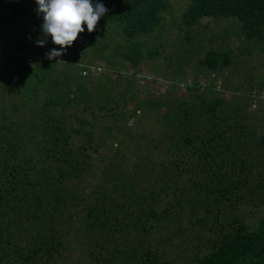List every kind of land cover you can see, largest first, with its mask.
<instances>
[{
  "label": "trees",
  "instance_id": "16d2710c",
  "mask_svg": "<svg viewBox=\"0 0 264 264\" xmlns=\"http://www.w3.org/2000/svg\"><path fill=\"white\" fill-rule=\"evenodd\" d=\"M97 2L103 3L108 12L100 18L96 29L89 33L85 25L84 32L64 50V55L49 60L45 53L51 49H60L52 43L50 36L43 47L37 46L36 41L42 36V24L36 27V19L42 18V14L37 13L35 0H0V28H13L12 31L0 33V44L7 43L9 53L4 66L0 68V90L6 91L10 96L14 89L10 85L11 79L14 78L17 85L14 95L0 108V251L3 243H9V234L13 235V230H17V219L21 223L22 232L32 235V239H28L26 246L14 244L15 248L23 251L31 247L30 260L38 257L36 253L42 246L47 262L50 254L55 252V246L62 244L63 235L55 233L54 225L63 222L70 224L78 208L82 211L86 209L88 202L94 201L90 210L93 220L86 215L78 220L81 227L86 218L84 226L91 231L94 225L92 233H97L99 237V244H89L87 253L90 264H131L135 258L139 259L135 264H174L160 259V252L152 249L151 240L152 232L166 221L167 240L173 236L169 223L170 210L164 209L160 214L155 212L160 204L161 193L168 186L162 191L150 190L146 193L137 190L134 185L125 186L126 172L123 168L126 170V164L122 165V162L126 160V155L121 152L113 156L111 163L104 165L99 172L102 178L98 179L99 184L93 192L83 197V181L92 174L94 155H98L97 143L101 140L91 121L86 123L75 112L65 114V109L75 107L85 97L81 85L76 82L81 79H71L70 76L73 69L76 72L83 71L81 63H85L87 51L95 55L96 59L109 64L111 56H100L107 45L97 49L94 47L107 38L110 28H115L118 36L126 43L119 54L120 59L133 67L139 66L142 59L153 58L157 50L152 48L143 56L142 45L136 39L159 31L165 15L173 16L171 5L168 0H93V3ZM206 18L233 20L238 26V35L243 40L264 43V0H189L179 15L178 29L185 31L188 41L199 22ZM13 30L16 31L15 34ZM16 45L23 49L17 54ZM24 55H31L32 61L26 63ZM57 60L65 63V71L60 70L59 75L55 74V65L60 63ZM198 65L209 72H216L230 65V54L226 50L210 49L198 61ZM69 79L72 85L69 84ZM48 87L53 90L55 97H47L39 103L37 93L47 91ZM263 87L260 85V89ZM210 94L215 97L196 100L201 106V111L196 116L199 118L204 115L206 122L217 126L215 134L208 136L202 145L210 150L213 148L211 143L219 137L217 148L224 151L230 147V143L233 146L239 145V141L238 138L234 141L227 139L226 130L217 123L216 112L221 106L220 93L212 90ZM106 102L111 105L103 107V110L114 117L113 103L108 100ZM80 111L82 114L89 113L91 120L93 119L86 107L81 106ZM190 118L192 119L188 113L181 111V116L171 118L168 122L173 130L168 134L169 138L171 135L175 136L181 142V147L192 143L188 138L192 122ZM112 130L119 132V142L126 143V139L121 138L123 131L120 126L107 127V133ZM239 137L244 138V135L240 132ZM260 141L264 146V139ZM107 149L109 150L105 146V150ZM165 151L170 157L167 162L168 172H174L171 167L177 169V166L174 158H171V145ZM195 152L203 160L210 158L206 150L196 149ZM164 155L163 153V157ZM256 165L264 169V156L255 147L245 160L238 159L236 170L224 182L214 181L206 186L211 195L209 200L216 205L215 210L224 203L233 208V203L228 201L229 194L236 201L243 200V196L238 194L243 186L251 198L259 196V205L263 202L264 182L261 181L264 176L256 170L259 167ZM109 176H113V181L107 180ZM116 188L119 193L115 192ZM27 212H31L32 221ZM218 213L213 217L215 224H212L217 236L207 242L200 257L184 261L183 264H264V218L258 220L256 227L251 230L235 216L228 219L226 214L223 217L227 221L219 223L215 218L219 216ZM172 216L174 219L179 218L177 214ZM25 218L27 222L23 221ZM1 221L4 222L3 226ZM37 221L38 227H33L34 234H31L29 227ZM198 223L202 225L204 221L198 220ZM107 224L111 227L108 228ZM130 229L138 234L134 235L140 245L138 255L136 248L128 249L124 245L120 248L116 243L120 236L115 233L120 232L126 238ZM110 248L111 254L119 257L120 261L112 255L100 257L99 252L105 250L106 253ZM95 249L99 252L94 253ZM28 259L25 264H28Z\"/></svg>",
  "mask_w": 264,
  "mask_h": 264
},
{
  "label": "rangeland",
  "instance_id": "374dc122",
  "mask_svg": "<svg viewBox=\"0 0 264 264\" xmlns=\"http://www.w3.org/2000/svg\"><path fill=\"white\" fill-rule=\"evenodd\" d=\"M168 1L173 16L165 15L159 31L136 39V42L142 45L143 56L152 48L157 50V54L149 60L142 59L137 67L129 65L119 57L126 43L118 36L115 28H110L107 38L94 47L97 49L107 45V48L102 49L103 54L100 56H111L109 64L96 59L95 55L87 51L85 63L81 65L96 70L83 76L80 70L76 72V69H73L70 78L81 79L76 82L81 85L85 97L77 102L75 107L65 109V114L75 112L86 123L91 121L101 140L97 143L98 155H94L92 174L83 181L81 190L83 197L93 192L99 184L98 179H102L99 172L104 165L111 163L113 156L122 152L126 155V160L122 162V165L126 164V170L123 168L126 172L125 186L134 185L137 190L144 193L150 190L162 191L168 186L164 193H161L160 204L155 212L160 214L164 209L170 210L169 223L173 236L167 240L168 221L159 224L157 230L152 232V249L160 252L161 260L183 264L184 261L200 257L207 242L217 236L212 226L215 224L213 217L217 212L219 216L215 218L219 223L227 221V218L223 217V214H226L228 219L235 216L251 230L256 227L258 220L264 218V197L259 205L257 200L259 196L251 198L244 191L246 187L240 188L238 193L243 196V200L236 201L234 196L229 194L228 201L233 203V208L224 203L218 210H215L216 205L209 200L211 195L206 187L214 181L224 182V179L236 170L238 159L245 160L255 147L260 155L264 156V146L260 141L264 139V87L260 89V85L264 86V43L243 40L238 35V26L233 20L210 18L202 19L187 41L185 31L178 29L177 24L179 15L189 0ZM42 22V18L36 19L38 23L36 27ZM12 29L10 26L0 28V33L4 34ZM15 33L13 30V34ZM210 49L228 51L230 65L216 72L201 68L198 61ZM22 50V47L15 46L16 54ZM8 54L7 43L0 44V68L4 66ZM24 57L26 63L33 58L31 55ZM63 66L65 63H56L55 74L60 70L65 71ZM10 85L14 88L10 96L6 91L0 90V108L15 93L17 85L14 78L11 79ZM0 86L2 87V84ZM46 90L37 93L39 103L47 97H55L50 87ZM212 90L220 93L221 106L216 112L217 123L226 130L227 139L234 141L238 138L239 141V145L233 146V143H230V147L224 151L217 148V144L220 143L219 137L211 143L213 148L210 150L202 145L208 136L215 134L217 126L213 124L211 126L210 122H206L204 115L199 118L196 116V113L201 111L200 104L196 102L197 98L210 100L215 97L210 94ZM106 100L114 105V117L103 110V107L111 105L107 104ZM81 106L91 112L92 120L89 113L82 114ZM181 111L192 117L188 133L192 143L186 147H181V142L175 136L171 135V138L168 136L173 132L168 122L171 118L181 116ZM114 125L122 128L121 138H125L126 143L117 140L119 132L116 130L107 133V127ZM240 132L244 138L239 137ZM169 145L173 149L171 158H174L177 166V169L171 167L174 172H168L167 168L170 157L167 156L165 149ZM105 146L109 150H105ZM196 149L206 150L210 158L206 160L199 158ZM256 170L264 176V169L259 166ZM107 180L113 181V176L107 177ZM261 182H264V179ZM115 192L119 193L118 188ZM93 202H88L86 209L82 211L78 208L70 224L63 222L54 225L55 233L63 235L62 244L55 246L56 250L50 254L47 262L42 246L36 253L38 257L30 260L28 258L31 256V247L23 251L15 248L14 244L26 246L32 236L22 232L21 223L16 219L17 230H13V235L9 234V243L2 244L1 264H25L27 259L28 264H90L87 253L90 249L89 244H99V237L97 233L96 235L92 233L94 225L91 231L84 226L86 218L83 222L80 221L81 227L78 220L85 215L93 220V213L90 212ZM172 214H177L179 218L174 219ZM27 216L30 221L33 220L31 212H27ZM198 220H203L204 223L200 225ZM23 221L28 220L25 218ZM1 223L3 226L4 222ZM37 223L38 221L29 227L31 234H34L33 227H38ZM26 228L28 230V227ZM136 233L130 229L126 238H123L124 234L120 232L115 233L116 236H120L117 238V245L120 248H123V245L126 248H136L138 255L140 245L136 242L134 236L138 235ZM2 237L4 238V235ZM138 239L140 240V237ZM98 252L97 249L94 250V253ZM99 253L100 257L105 254L112 255L111 248L106 253L105 250ZM112 256L120 261L119 257ZM138 260L133 259L131 264Z\"/></svg>",
  "mask_w": 264,
  "mask_h": 264
},
{
  "label": "clouds",
  "instance_id": "9594fccd",
  "mask_svg": "<svg viewBox=\"0 0 264 264\" xmlns=\"http://www.w3.org/2000/svg\"><path fill=\"white\" fill-rule=\"evenodd\" d=\"M35 3L43 21L42 36L36 41L37 46L43 47L50 36L52 43L60 49L46 52L45 57L49 60L64 55V50L84 32L85 25L89 33L93 32L100 18L108 12L103 3H93V0H35Z\"/></svg>",
  "mask_w": 264,
  "mask_h": 264
},
{
  "label": "built area",
  "instance_id": "2783aa9c",
  "mask_svg": "<svg viewBox=\"0 0 264 264\" xmlns=\"http://www.w3.org/2000/svg\"><path fill=\"white\" fill-rule=\"evenodd\" d=\"M95 70H96V69H94L93 67H90V66H84V69H83V71L81 72V74H82L83 76H85L86 74H88V72L93 73ZM97 71H100V70L97 69Z\"/></svg>",
  "mask_w": 264,
  "mask_h": 264
}]
</instances>
